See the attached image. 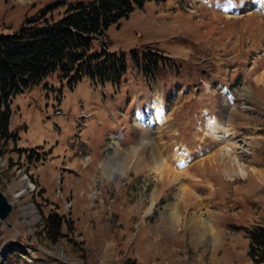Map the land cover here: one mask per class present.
I'll use <instances>...</instances> for the list:
<instances>
[{
	"label": "rangeland",
	"instance_id": "1",
	"mask_svg": "<svg viewBox=\"0 0 264 264\" xmlns=\"http://www.w3.org/2000/svg\"><path fill=\"white\" fill-rule=\"evenodd\" d=\"M78 1L87 0H0V34L48 4L58 5L57 17ZM245 2L147 0L93 42L126 56L120 83L83 77L67 87L54 74L46 87L14 97L18 139L0 143V189L14 208L10 226L0 222V264H261L248 256L246 231L264 225V128H252L256 113L264 118V18L252 9H264V0H251L250 9ZM132 49L157 52L169 64L147 80L129 58ZM234 81L233 94L252 97L254 112L230 102L231 118L252 130L232 134L211 118L213 140L205 117L225 115L229 96L220 84ZM230 137L231 145L221 144ZM154 145L184 176L156 170ZM94 175L102 180L91 198ZM172 204L181 216L173 227ZM51 214L65 222L55 240L45 233ZM198 214L215 236L195 242L187 222Z\"/></svg>",
	"mask_w": 264,
	"mask_h": 264
},
{
	"label": "trees",
	"instance_id": "2",
	"mask_svg": "<svg viewBox=\"0 0 264 264\" xmlns=\"http://www.w3.org/2000/svg\"><path fill=\"white\" fill-rule=\"evenodd\" d=\"M147 0H87L68 4L54 16L57 4L39 9V15L25 18L17 31L0 34V143L17 139L10 124L15 96L38 85L47 86V78L54 74L72 87L83 77L92 82L120 83L126 72V56L110 51L105 45L93 47L103 38L106 29L127 17ZM131 61L145 77L167 66L162 56L150 50L129 53ZM37 153V152H36ZM33 153L28 154L30 160ZM39 161V158H36ZM51 240L60 235L64 219L57 214L46 218ZM248 256L264 264V226L247 231ZM9 255H7L8 258ZM6 258V261H7ZM5 261V262H6ZM9 263V262H8Z\"/></svg>",
	"mask_w": 264,
	"mask_h": 264
},
{
	"label": "bare ground",
	"instance_id": "3",
	"mask_svg": "<svg viewBox=\"0 0 264 264\" xmlns=\"http://www.w3.org/2000/svg\"><path fill=\"white\" fill-rule=\"evenodd\" d=\"M261 3L260 6L262 8H264V3L262 2H259ZM252 2L251 0H246L245 2V7L246 9H250V7L252 6ZM259 80H263L264 81V77H261ZM161 109V108H159ZM208 125L210 127V131H215V128L217 126V121L214 119H211L209 122H208ZM219 127V126H218ZM228 131V130H227ZM216 133V132H215ZM228 136V132H226V129L223 128V132L220 134V138L223 137V139L225 137ZM219 138V137H218ZM160 147L159 146H153V156H154V161H155V168L158 172H166L167 176H172V177H178V176H184V169H180V163H176L178 164L175 165V164H169V163H166L165 160H164V156L161 155L160 151H159ZM222 150V149H221ZM218 151V150H217ZM227 151H229L227 149ZM214 153V151H213ZM209 157V156H208ZM257 172V171H255ZM261 172V171H260ZM259 172H257L258 174ZM241 174L243 177H245L247 175V173L245 171H243L241 169ZM179 178V177H178ZM199 184L201 181H198ZM207 185V184H206ZM208 186V185H207ZM188 187L186 186V184L184 183H181L180 185V190L181 192H185L187 191ZM183 194V195H184ZM174 204H172V207H173ZM176 205V204H175ZM194 215L192 216L189 220H188V225L189 227L191 228L192 230V234H193V237H194V240H196L195 242H198L197 240H201L207 236H210V235H214L215 236V231H214V227H212L211 223L207 222L203 217L202 215ZM168 217L170 218V224H174L175 223H179V218L181 217L180 216V211L177 209V205L173 207L172 211L169 213ZM172 225V227L174 226ZM177 226V225H176ZM213 236V237H214Z\"/></svg>",
	"mask_w": 264,
	"mask_h": 264
},
{
	"label": "water",
	"instance_id": "4",
	"mask_svg": "<svg viewBox=\"0 0 264 264\" xmlns=\"http://www.w3.org/2000/svg\"><path fill=\"white\" fill-rule=\"evenodd\" d=\"M13 210L12 204L0 190V221L6 222L9 213ZM8 226L9 223H7Z\"/></svg>",
	"mask_w": 264,
	"mask_h": 264
},
{
	"label": "crops",
	"instance_id": "5",
	"mask_svg": "<svg viewBox=\"0 0 264 264\" xmlns=\"http://www.w3.org/2000/svg\"><path fill=\"white\" fill-rule=\"evenodd\" d=\"M175 229H176V227L174 229H171V230H175Z\"/></svg>",
	"mask_w": 264,
	"mask_h": 264
}]
</instances>
